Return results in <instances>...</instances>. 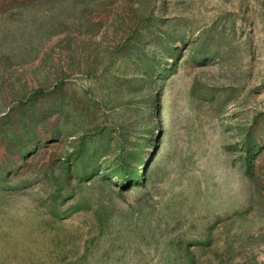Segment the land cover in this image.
Here are the masks:
<instances>
[{
    "label": "rangeland",
    "instance_id": "374dc122",
    "mask_svg": "<svg viewBox=\"0 0 264 264\" xmlns=\"http://www.w3.org/2000/svg\"><path fill=\"white\" fill-rule=\"evenodd\" d=\"M0 264H264V0H0Z\"/></svg>",
    "mask_w": 264,
    "mask_h": 264
}]
</instances>
